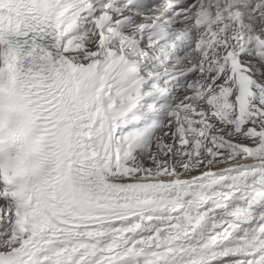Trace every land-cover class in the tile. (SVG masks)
<instances>
[{"label": "snow or ice", "instance_id": "6c2138e0", "mask_svg": "<svg viewBox=\"0 0 264 264\" xmlns=\"http://www.w3.org/2000/svg\"><path fill=\"white\" fill-rule=\"evenodd\" d=\"M0 264H264V0H0Z\"/></svg>", "mask_w": 264, "mask_h": 264}]
</instances>
